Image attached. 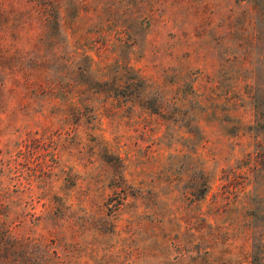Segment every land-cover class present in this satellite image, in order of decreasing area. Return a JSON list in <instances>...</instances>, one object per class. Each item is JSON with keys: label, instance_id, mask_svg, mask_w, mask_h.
Returning a JSON list of instances; mask_svg holds the SVG:
<instances>
[{"label": "rangeland", "instance_id": "374dc122", "mask_svg": "<svg viewBox=\"0 0 264 264\" xmlns=\"http://www.w3.org/2000/svg\"><path fill=\"white\" fill-rule=\"evenodd\" d=\"M77 5L66 97L0 112L15 238L59 264H264V0Z\"/></svg>", "mask_w": 264, "mask_h": 264}, {"label": "trees", "instance_id": "16d2710c", "mask_svg": "<svg viewBox=\"0 0 264 264\" xmlns=\"http://www.w3.org/2000/svg\"><path fill=\"white\" fill-rule=\"evenodd\" d=\"M66 4L70 9L64 8ZM62 8L75 15L77 0H0V112L9 100L26 103L31 92L56 106L55 101L65 98L71 89L67 85L77 80L71 54L63 51ZM84 58L87 60L79 67L77 84L81 82L80 87L86 90L83 94L88 96L107 81L93 77L90 60L86 54ZM4 163L9 164V159ZM2 164L0 157L1 173ZM7 196L8 187L0 189V264H59L54 237L15 238L5 219Z\"/></svg>", "mask_w": 264, "mask_h": 264}]
</instances>
